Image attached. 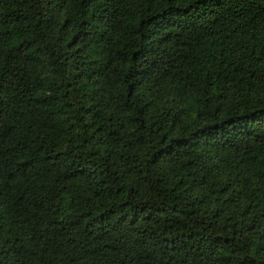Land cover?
<instances>
[{"label":"trees","instance_id":"16d2710c","mask_svg":"<svg viewBox=\"0 0 264 264\" xmlns=\"http://www.w3.org/2000/svg\"><path fill=\"white\" fill-rule=\"evenodd\" d=\"M0 264H264V0H0Z\"/></svg>","mask_w":264,"mask_h":264}]
</instances>
